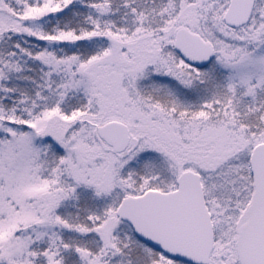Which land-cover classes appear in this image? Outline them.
I'll list each match as a JSON object with an SVG mask.
<instances>
[{
	"label": "snow or ice",
	"instance_id": "snow-or-ice-1",
	"mask_svg": "<svg viewBox=\"0 0 264 264\" xmlns=\"http://www.w3.org/2000/svg\"><path fill=\"white\" fill-rule=\"evenodd\" d=\"M0 264H264V0H0Z\"/></svg>",
	"mask_w": 264,
	"mask_h": 264
}]
</instances>
